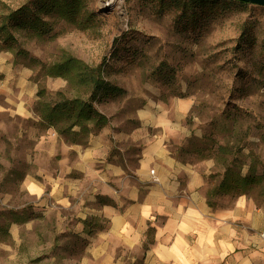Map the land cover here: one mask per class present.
<instances>
[{
  "label": "rangeland",
  "instance_id": "rangeland-1",
  "mask_svg": "<svg viewBox=\"0 0 264 264\" xmlns=\"http://www.w3.org/2000/svg\"><path fill=\"white\" fill-rule=\"evenodd\" d=\"M28 1L0 0V44L13 37L12 51L0 57L12 58L32 87L23 95L12 78L9 92L0 88V226L6 228L0 264H75L81 258L83 244L74 243L78 204L46 206L27 187L31 178L44 182L42 171L60 168L62 151L73 145L72 136L45 129L36 115L39 92L46 101L76 94L66 79L46 74L65 55L99 67L118 89L95 102L109 124L74 145L86 147L107 132L108 159L133 170L143 146L136 139L143 131L141 111L151 102L185 101L191 106L178 148L184 157L212 163L210 188L230 165L244 176H264V7L230 0H83L84 27L42 15L53 30L37 37L8 20ZM261 192L256 188L249 197L263 203Z\"/></svg>",
  "mask_w": 264,
  "mask_h": 264
},
{
  "label": "crops",
  "instance_id": "crops-1",
  "mask_svg": "<svg viewBox=\"0 0 264 264\" xmlns=\"http://www.w3.org/2000/svg\"><path fill=\"white\" fill-rule=\"evenodd\" d=\"M12 78L29 96L28 77L0 57L3 92ZM23 104L15 105L21 111ZM190 106L151 102L141 111L143 146L133 170L108 159L105 132L86 147L66 146L60 168L27 183L46 206L78 204L74 243L83 247L75 264H264V202L246 195L209 202L212 163L178 148Z\"/></svg>",
  "mask_w": 264,
  "mask_h": 264
},
{
  "label": "trees",
  "instance_id": "trees-1",
  "mask_svg": "<svg viewBox=\"0 0 264 264\" xmlns=\"http://www.w3.org/2000/svg\"><path fill=\"white\" fill-rule=\"evenodd\" d=\"M208 1L213 0H188V3ZM83 6V0H29L19 9L11 12L8 20L14 22L18 28L31 33L32 36L42 37L53 30V23L44 20L42 15H53L84 27L86 24L79 16ZM10 40H13V37L7 35L4 43L0 44V52L12 51V47L8 45ZM46 74L49 77L66 79L77 91L72 97L59 93V98L55 101H46L43 99L44 91L39 92L40 100L35 112L42 127L47 130L54 128L59 134L72 136L74 145L83 144L81 142L96 135L109 124V119L97 110L95 102L99 94L112 93L118 89L104 81L99 67H93L65 55L62 60L46 68ZM80 89L82 91L78 93ZM86 91L89 92L87 95ZM74 128L78 130L74 131ZM256 188H260L261 193L264 194V176L254 173L244 176L234 165H230L226 167L221 181L209 189V202L212 198L222 195L249 197L250 192ZM5 230L6 228L0 226V232Z\"/></svg>",
  "mask_w": 264,
  "mask_h": 264
},
{
  "label": "water",
  "instance_id": "water-1",
  "mask_svg": "<svg viewBox=\"0 0 264 264\" xmlns=\"http://www.w3.org/2000/svg\"><path fill=\"white\" fill-rule=\"evenodd\" d=\"M235 1L264 7V0H235Z\"/></svg>",
  "mask_w": 264,
  "mask_h": 264
}]
</instances>
